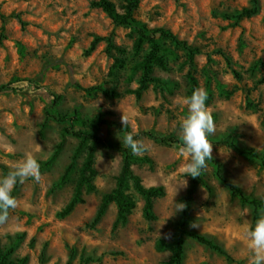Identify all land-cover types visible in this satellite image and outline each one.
Listing matches in <instances>:
<instances>
[{"label": "rangeland", "instance_id": "rangeland-1", "mask_svg": "<svg viewBox=\"0 0 264 264\" xmlns=\"http://www.w3.org/2000/svg\"><path fill=\"white\" fill-rule=\"evenodd\" d=\"M95 0H0V178L31 153L40 164L42 181L27 180L12 192L18 204L0 225V248L13 250L10 260L26 264H164L169 250L157 252L158 239L170 242L179 220L177 204L192 183L185 176L179 145H163L141 136L179 139L183 104L188 97L187 73L198 88L209 94L206 101L216 132L208 137L212 159L227 180L249 198L264 199V167L260 160L240 155L231 146L264 154V0L258 13L233 19L252 0H139L134 18L149 28L170 30L180 41L198 49L192 66L181 47L162 42L166 68H154L152 76L164 85L151 83L137 99L140 72L135 65L147 47L135 54L132 27L119 26ZM122 12L124 0H110ZM99 38L86 55L91 42ZM120 51V52H119ZM115 59L123 67L113 68ZM103 87L117 98L87 94ZM63 116L74 110L97 123L104 139L124 145L128 134L142 140L143 155L151 164L135 163L133 172L143 185L162 186L165 194L154 202L155 219L142 216L141 197L130 188L136 207L123 225L113 229L116 206L110 204L95 226H90L102 196L114 188L121 167L119 153L99 148L95 156V191L66 217L58 213L73 195L83 154L69 178L59 185L79 141L62 136V127L46 121L55 97ZM129 118L123 128L122 115ZM45 125V126H44ZM78 130V127H74ZM60 146L56 159L49 158ZM200 176L190 206L188 229L221 246L240 264H248L250 249L246 232L254 228L261 210L243 205L216 177L208 163ZM185 181L187 183H185ZM196 224L198 227H191ZM183 264H235L191 238L186 239Z\"/></svg>", "mask_w": 264, "mask_h": 264}, {"label": "trees", "instance_id": "trees-1", "mask_svg": "<svg viewBox=\"0 0 264 264\" xmlns=\"http://www.w3.org/2000/svg\"><path fill=\"white\" fill-rule=\"evenodd\" d=\"M138 4L139 0H124V5L122 6L123 11L119 12L110 0H95L91 3V7L99 9L105 13L115 25L132 27L135 33L133 43V51L135 54L140 53L144 47H147V50L141 60L135 65V69L140 72L139 86L133 92L137 99L140 97L141 92L144 91L149 84L155 83L164 85L160 79L152 76L154 68H166V59L163 55L162 42L167 41L175 47H181L186 53V62L189 66L193 65L194 58L198 53L197 48L188 45L185 41H180L170 30L163 28H149L146 24L136 20L133 14L138 7ZM258 10V1L252 0V6L250 8L242 9V11L233 17V19L237 23L242 18H250L256 15ZM0 18L1 20H5V17L1 14V12ZM99 41V38H95L91 42L90 47L85 54L88 55L91 51H93ZM123 66V63L119 59H115L113 68H121ZM187 78L189 81V97L191 96L193 90L198 88V85L191 72L187 73ZM4 89H7V85L0 86V91ZM85 92L89 95L100 93L107 98H117L119 96L118 93L107 90L103 87H92L86 89ZM207 95L209 96L208 93ZM62 100V96L54 98L50 113L46 114V121L54 120L60 124L68 123V126L62 127V136H73L79 141V143L74 151L70 164L60 178L59 185L65 182L74 171L77 157L83 154V160L78 170V177L73 195L69 202L58 213V216L60 218L68 216L74 210L76 205L84 202L83 195L91 194L95 191L94 180L97 176L95 156L96 151L99 148H102L119 153L121 157V167L119 173L115 177L114 188L102 196L99 207L90 226H95L99 223L110 204H114L117 210L116 220L113 223V229H115L118 225L125 224L128 216L136 207V202L130 194V188H132L142 199L143 218L147 221L154 220V202L156 199L164 196V188L162 186L147 187L143 185L141 178L132 170V166L135 163L151 164L150 159L146 156L133 155L131 149L126 145H120L104 139L101 135V128L106 125V122L100 116L97 119V123L94 124L93 122L84 120L77 110H74L69 116L61 115L58 112L57 107ZM74 127H78L79 129L74 130ZM141 136L152 138L163 145H180L181 143L178 138L156 137L149 131L141 133ZM231 146L240 155L260 160L264 167V154H260L253 149L239 148L233 144H231ZM59 151L60 146L55 149L46 163L47 165L51 164L56 159ZM207 162L214 167L217 179L229 189L232 195L239 199L241 204L249 205L255 210H264V199L247 197L239 187L231 184L227 180V178L223 175L220 164L215 159H209ZM198 182H201L200 177L193 178L190 187L181 198V203L185 205V208L180 212L179 220L175 226V234L173 235L171 241L166 242L162 239H158L155 243V250L157 252H162L164 250H169L171 252V257L164 264H183L186 239L191 238L223 256L227 261L240 264L239 261L231 257V255H229L221 246L215 244L206 236L189 231L188 222L190 220V206L195 196ZM12 252L13 250L11 248L6 250H2L0 248V264H26L25 258L18 260L16 263L12 262L10 260Z\"/></svg>", "mask_w": 264, "mask_h": 264}, {"label": "clouds", "instance_id": "clouds-1", "mask_svg": "<svg viewBox=\"0 0 264 264\" xmlns=\"http://www.w3.org/2000/svg\"><path fill=\"white\" fill-rule=\"evenodd\" d=\"M208 99L204 88H196L191 96L185 97L184 106L187 114L182 118L180 125V145L177 148L181 157H187L188 162L182 165L185 176L197 178L207 167V160L212 159L213 145L208 137L214 135L216 126L211 114V110L206 105ZM123 128L129 125V118L123 113L121 117ZM131 149L133 155H143L145 151L142 140L134 138L133 134L128 133L121 141ZM33 179L35 182L42 181L40 164L31 154L26 153L24 159L19 161L7 175L0 178V225H5L9 219V210L17 207V200L12 192L15 186ZM185 183H187L185 181ZM185 205L177 204V212L183 211ZM191 227H198L196 224ZM250 256L248 264H264V210L258 213V219L254 228H249L246 232Z\"/></svg>", "mask_w": 264, "mask_h": 264}]
</instances>
